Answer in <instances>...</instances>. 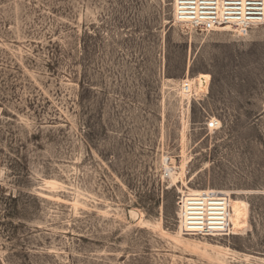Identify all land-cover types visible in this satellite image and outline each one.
Segmentation results:
<instances>
[{"label":"rangeland","instance_id":"374dc122","mask_svg":"<svg viewBox=\"0 0 264 264\" xmlns=\"http://www.w3.org/2000/svg\"><path fill=\"white\" fill-rule=\"evenodd\" d=\"M173 2L0 0V264H264V25ZM202 191L229 234L187 231Z\"/></svg>","mask_w":264,"mask_h":264},{"label":"built area","instance_id":"2783aa9c","mask_svg":"<svg viewBox=\"0 0 264 264\" xmlns=\"http://www.w3.org/2000/svg\"><path fill=\"white\" fill-rule=\"evenodd\" d=\"M175 3L179 22L190 23L196 31H217L225 25L247 29L264 25V0H174V8ZM185 90L190 91L188 84ZM190 198L192 196L184 197L181 193L179 202L187 231L205 236L231 232L226 218L229 203L223 194L203 192L198 201L185 210ZM205 202L208 206L200 208L203 203L207 205Z\"/></svg>","mask_w":264,"mask_h":264},{"label":"bare ground","instance_id":"6f19581e","mask_svg":"<svg viewBox=\"0 0 264 264\" xmlns=\"http://www.w3.org/2000/svg\"><path fill=\"white\" fill-rule=\"evenodd\" d=\"M174 3V2H173ZM176 3H175V8L173 7V16H174V21L178 24H181L182 26L187 27L188 29H194L193 26L190 24V23H184V22H179L178 20V16H177V12H176ZM234 29V30H244V29H247L245 27H232L230 25H225L224 27H221V28H218L217 30H220V29ZM195 30V29H194ZM166 165H165V168L166 169V173L167 175L169 174H173V168L172 166L170 165V158L167 157L166 158ZM173 164V161L172 163ZM184 173V169L181 170L180 172L177 173V176L175 177V180L178 181V178H180ZM49 184H54V180H48L47 181ZM75 204L77 205L78 204V200L75 201ZM163 233L166 234V235H169V232L163 230ZM176 240L180 241V242H184L186 245H189V246H192L193 248L195 249H200L202 247V244H204L203 241H201L200 239H188V238H183L181 236H176V235H172ZM203 248V252L206 254L208 253L209 254V249H213L215 250L216 254L217 255V258L221 260V262H223V264H227L226 261H225V258L227 257V254H229V251H230V248L228 247H224L222 245H217V244H210V243H207Z\"/></svg>","mask_w":264,"mask_h":264}]
</instances>
